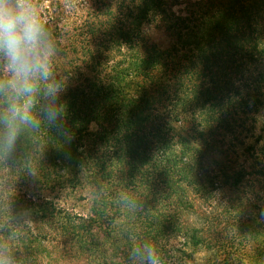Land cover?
<instances>
[{
    "label": "trees",
    "instance_id": "16d2710c",
    "mask_svg": "<svg viewBox=\"0 0 264 264\" xmlns=\"http://www.w3.org/2000/svg\"><path fill=\"white\" fill-rule=\"evenodd\" d=\"M180 2L102 0L82 30L73 35L57 27L53 31L59 46L67 39L64 51L85 49L83 61L67 58L63 67V61L55 65L67 78L62 100L75 138L67 144L54 131L42 129L39 178L20 171L10 182V206L0 200V234L16 235L13 242L26 251L21 264L41 255L45 240L11 219L12 212L24 208L39 220L57 213L64 245L74 242L82 254H96L110 244L111 258L103 256L106 264H112L115 254L119 264H126L130 236L136 242L153 241L163 264H202L192 253L173 249V236H183L184 246L194 253L206 246L215 256L224 255L221 264H236L226 257L231 251L240 253L238 264H264V238L251 256L243 254V259L241 254L257 237L255 227L263 228L264 237V219L254 227L243 214L244 200L234 194L213 205L217 191L239 190L250 173L235 167L226 141H207L200 127L215 123L216 129L232 132L241 115L260 111L264 0L189 1L185 13H176ZM147 24L164 29L174 45L163 50L149 43L143 31ZM196 109L203 113L196 124L201 129L189 136L178 124L181 114ZM93 123L99 127L96 133L90 131ZM4 173L0 165V177ZM258 174L264 176L263 170ZM49 190L56 191V202L44 193ZM90 190L91 213L77 214L72 200H83L76 194ZM126 196L135 209L126 206Z\"/></svg>",
    "mask_w": 264,
    "mask_h": 264
},
{
    "label": "clouds",
    "instance_id": "9594fccd",
    "mask_svg": "<svg viewBox=\"0 0 264 264\" xmlns=\"http://www.w3.org/2000/svg\"><path fill=\"white\" fill-rule=\"evenodd\" d=\"M59 40L44 20L40 0H0V200L10 206L11 181L20 171L33 179L40 176V132L54 131L70 144L75 133L68 125L62 100L67 78L56 71ZM127 197V196H126ZM135 209L132 202L122 199ZM264 215V212L261 213ZM22 227L32 222L30 210L12 212ZM16 235H0V264H21L13 244ZM126 264H163L156 244L130 236Z\"/></svg>",
    "mask_w": 264,
    "mask_h": 264
},
{
    "label": "rangeland",
    "instance_id": "374dc122",
    "mask_svg": "<svg viewBox=\"0 0 264 264\" xmlns=\"http://www.w3.org/2000/svg\"><path fill=\"white\" fill-rule=\"evenodd\" d=\"M100 1L102 0H40L41 5V13L44 20L50 26V28L55 32V28L61 29L62 32L66 31L69 34L73 35L77 33V30H82V27L85 26L88 17L92 15L95 9L99 6ZM106 2L109 0H105ZM189 1L196 0H182L180 6H176L173 11L176 13L183 12L185 13L187 10L186 3ZM143 31L145 33L146 38L149 43L156 44L160 48L169 49L174 45V38H172L169 33L165 32L164 29H161L159 26H155L154 24L144 25ZM62 45L60 47V56L57 60L67 62V58L76 60L75 58L79 57L81 61H83L84 57H82L83 49L81 46H76L75 49L80 51L78 54H72V49L69 51H64V47L67 44V39L65 37L60 40ZM80 44V42H76V45ZM95 48L94 46H92ZM90 46V48H92ZM86 52V51H85ZM119 59L118 56L115 57ZM56 62V63H57ZM81 64V62H79ZM56 65V64H55ZM61 66V65H60ZM75 66V64H74ZM62 69V68H60ZM65 69V68H63ZM66 69H69L66 67ZM71 69H74L71 68ZM83 73L89 75L87 70L84 68ZM68 71H71L70 69ZM62 73V71H58ZM79 72H77L78 74ZM64 74V73H63ZM72 77V74H69ZM241 79H238L235 83L236 87L241 88L242 84L240 82ZM244 91V90H243ZM260 101L263 103L260 107V111L258 113L252 112L247 115H241L240 121L238 122L237 127L232 132L222 131L221 129H216L215 123H210L205 125V127L201 126L205 132L204 135H207V141H226V148L229 150L230 160L234 163L237 169H244L248 173H250L248 182H246L239 190L229 191L225 190L223 194L222 190L217 191L214 199L213 205L217 206L221 203V201H225L227 196L230 194H234L236 198L239 200H244L245 209L243 214L245 217H249L251 221L255 224H259L261 220L264 219V215L261 213L264 212V176L258 174V171L263 170L264 173V91L261 92ZM193 108H195L193 106ZM182 123L178 124L179 129L187 132L189 136L192 135L195 130L201 129L196 124L202 122L203 113L198 112L196 109L195 112H186V114H181ZM213 130H216L213 131ZM90 131L92 133H96L99 131V127L96 124H92L90 126ZM199 132V131H198ZM210 136V137H209ZM235 161V162H234ZM234 167V166H233ZM90 191H80L76 194V196H81L83 200H77L71 202L73 207L75 208V212L81 213L82 215H87L90 212L93 203V198H91L88 193ZM47 197L53 202H56L54 195L56 194L55 190L44 191ZM96 199V197H95ZM64 201V200H63ZM64 205V202L61 203ZM71 207V206H70ZM207 205H205V208ZM50 213L43 219L33 217L30 214L32 222L28 224L32 230H34L35 235L39 234L43 237L42 245L40 246L41 255L35 254L27 261V264H106L104 261L107 257L111 258V246L110 244H104L103 249H99L96 254L88 253H80L78 249V245L74 242L69 243L68 245H64L66 238H63L60 235L58 228L59 224L56 222V218L58 214L56 213L53 217H50ZM213 216V215H212ZM192 219V217H191ZM198 220V219H196ZM200 226V225H199ZM226 227L225 224L221 225L217 229L214 230V236L218 233L222 232V229ZM260 229L262 227H255V235L256 238H252L247 245V251L245 253H241L243 259L244 257L251 256L257 247H260V241L264 238L261 235ZM227 230V229H226ZM1 235V234H0ZM117 240L118 237L115 236ZM258 239V240H254ZM170 243L173 249L183 250L187 253H192L196 258V261L201 262L202 264L213 263L214 259L222 263L224 259V255L215 256V250L212 249L209 251L206 246L201 247V250L198 253H194V250L185 247V239L183 236H178L170 239ZM14 246L20 252L19 254L23 257L26 254V251L21 247L17 242H13ZM121 244V243H120ZM126 243L121 244V248L123 249ZM263 246V245H262ZM252 248L254 251L252 252ZM43 251V252H42ZM104 253V254H103ZM245 256H244V255ZM117 254H115L116 256ZM103 256L105 259H103ZM112 261V264H119V257H115ZM179 253L176 254V257H181ZM226 257L231 258L238 264V261H243L240 257V253H234L231 251L230 254H226ZM241 258V259H240ZM240 259V260H239ZM206 261V262H205ZM208 261V262H207ZM245 262V260H244ZM25 263V264H26ZM175 264H190L189 261L184 260L183 263H175Z\"/></svg>",
    "mask_w": 264,
    "mask_h": 264
}]
</instances>
